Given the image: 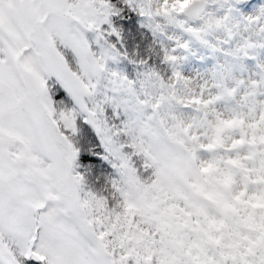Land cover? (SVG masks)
<instances>
[{
    "label": "snow or ice",
    "instance_id": "1",
    "mask_svg": "<svg viewBox=\"0 0 264 264\" xmlns=\"http://www.w3.org/2000/svg\"><path fill=\"white\" fill-rule=\"evenodd\" d=\"M0 264H264V0H0Z\"/></svg>",
    "mask_w": 264,
    "mask_h": 264
}]
</instances>
